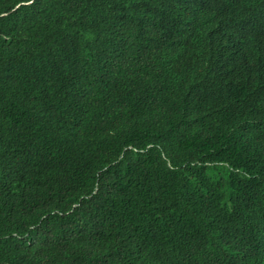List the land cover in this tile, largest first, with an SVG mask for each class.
I'll list each match as a JSON object with an SVG mask.
<instances>
[{
  "label": "trees",
  "instance_id": "trees-1",
  "mask_svg": "<svg viewBox=\"0 0 264 264\" xmlns=\"http://www.w3.org/2000/svg\"><path fill=\"white\" fill-rule=\"evenodd\" d=\"M0 264H264V0H0Z\"/></svg>",
  "mask_w": 264,
  "mask_h": 264
}]
</instances>
